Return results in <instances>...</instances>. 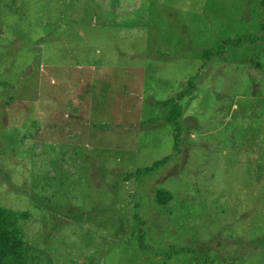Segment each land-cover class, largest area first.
<instances>
[{
  "label": "rangeland",
  "instance_id": "obj_1",
  "mask_svg": "<svg viewBox=\"0 0 264 264\" xmlns=\"http://www.w3.org/2000/svg\"><path fill=\"white\" fill-rule=\"evenodd\" d=\"M264 0H0V207L25 264H264ZM181 154L159 105L187 88ZM138 205V209H135ZM171 246L197 255L167 259ZM209 261H203L198 258Z\"/></svg>",
  "mask_w": 264,
  "mask_h": 264
},
{
  "label": "trees",
  "instance_id": "obj_2",
  "mask_svg": "<svg viewBox=\"0 0 264 264\" xmlns=\"http://www.w3.org/2000/svg\"><path fill=\"white\" fill-rule=\"evenodd\" d=\"M264 6V2H262ZM264 31V24H263ZM264 42V34L261 36L248 34L244 35L239 39H229L224 41L216 50H206L204 52V61H209L214 55L225 54V51L228 46L234 48H241L246 44H255ZM195 78H192L188 81L187 88L177 94L175 97L168 99L166 101H160L159 105L164 108H168V120L174 125L175 129V147L174 154L167 156L151 166L139 169L136 172L125 174L124 181L129 182L131 180H139L142 177L148 176L152 173H155L159 169L165 167L173 157L181 154V141L183 135L182 124L180 121L182 115V106L180 102L191 96L196 90L197 86L195 83ZM138 205H135V209H138ZM135 219L138 221L139 236H138V245L142 252L144 253H153L155 256H164L167 259L177 256L180 254H194L197 255L196 251L193 248L189 247H177L171 246L170 252L165 254H159L151 245L146 241V232L143 228L145 225L144 221L141 219V216L138 212H135ZM25 252V243L22 240V231L20 222L18 219V214L0 207V264H25L26 259ZM199 259L203 261H209L208 259L204 260L200 256Z\"/></svg>",
  "mask_w": 264,
  "mask_h": 264
}]
</instances>
